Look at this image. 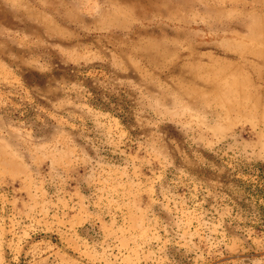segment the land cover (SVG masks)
<instances>
[{
  "label": "rangeland",
  "instance_id": "rangeland-1",
  "mask_svg": "<svg viewBox=\"0 0 264 264\" xmlns=\"http://www.w3.org/2000/svg\"><path fill=\"white\" fill-rule=\"evenodd\" d=\"M0 264H264V0H0Z\"/></svg>",
  "mask_w": 264,
  "mask_h": 264
}]
</instances>
